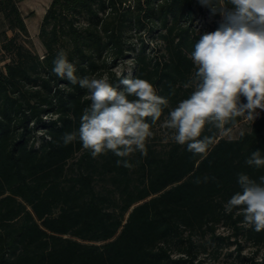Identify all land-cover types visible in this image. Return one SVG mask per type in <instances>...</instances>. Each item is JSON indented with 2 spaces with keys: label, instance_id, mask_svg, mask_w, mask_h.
<instances>
[{
  "label": "trees",
  "instance_id": "trees-1",
  "mask_svg": "<svg viewBox=\"0 0 264 264\" xmlns=\"http://www.w3.org/2000/svg\"><path fill=\"white\" fill-rule=\"evenodd\" d=\"M21 1L0 0V264H202L200 251L231 245L228 264H264V230L224 209L240 191L238 174L257 183L264 176V167L246 164L252 152L264 154V111L235 138L206 125L202 137L214 143L205 158L155 135L193 91L184 85L196 71L195 21L219 12L200 0H51L40 55L28 45ZM61 48L78 77L106 76L118 87L126 76L113 68L132 54L131 77L168 99L147 155L127 158L132 168L117 166L112 152L93 158L79 139L63 144L91 101L87 89L53 73Z\"/></svg>",
  "mask_w": 264,
  "mask_h": 264
},
{
  "label": "clouds",
  "instance_id": "clouds-1",
  "mask_svg": "<svg viewBox=\"0 0 264 264\" xmlns=\"http://www.w3.org/2000/svg\"><path fill=\"white\" fill-rule=\"evenodd\" d=\"M200 3L214 13L218 11L225 22L195 43L190 59L196 71L184 85L193 91L169 112L161 126L172 130L175 143L205 158L214 143L213 137H202L206 125L227 135L232 129L226 125L234 124L237 117L254 122L259 115L257 109L264 111V0H227L231 9L221 0ZM53 65L56 76L87 89L91 101L78 130L61 137L65 146L79 139L93 158L112 152L120 158L117 166L129 169L133 167L127 159L130 155H147L146 141L153 135L152 126L169 104L151 82L126 76L120 80L122 87H118L106 76L78 77L76 66L63 48L58 50ZM241 97L247 103H241ZM246 164L264 167V154L260 150L252 152ZM208 180L203 178L204 182ZM237 182L240 191L226 202L225 212L238 209L246 224L258 232L264 230V176L257 183L240 173ZM195 183H201V179Z\"/></svg>",
  "mask_w": 264,
  "mask_h": 264
},
{
  "label": "rangeland",
  "instance_id": "rangeland-1",
  "mask_svg": "<svg viewBox=\"0 0 264 264\" xmlns=\"http://www.w3.org/2000/svg\"><path fill=\"white\" fill-rule=\"evenodd\" d=\"M50 2L51 0H24L21 1V3L19 4L21 12L23 16H25V22L29 34L31 36L28 45L32 48L33 51L37 52L40 55H42L45 50L38 37V31H39L41 19L43 17L42 10L46 6H48ZM0 22H1V17H0ZM223 22L225 21L221 15L218 18H215L212 12L210 10H207L205 15L200 16L195 21V26H196L195 28L203 35L206 32H210V27H213L215 30H217L220 27L221 23ZM8 34L11 35V32L8 31ZM131 55L132 54L124 58L117 66L113 68V70L116 71L118 75L125 74V76H132L133 59ZM166 119L161 121L155 127L156 140L161 141V143H164L166 140L172 137V130L163 128L161 126ZM250 123L251 121L246 120L243 117V119L239 123H237L231 128L232 131L229 134L225 135L221 131V135H223L226 138H235L239 135L241 131L248 129ZM218 231L222 233H227V230L224 226H220L218 228ZM234 249H235L234 245H231L229 247L223 246L220 247L218 251L219 253L215 254V252L212 251V248L209 247L207 248L206 251L203 250L200 251L198 257L202 261V264H228L234 262L235 260ZM253 249L254 248L248 246L245 252H250ZM231 252L233 253L230 254ZM258 253H260L259 255H264L262 254V251Z\"/></svg>",
  "mask_w": 264,
  "mask_h": 264
},
{
  "label": "crops",
  "instance_id": "crops-1",
  "mask_svg": "<svg viewBox=\"0 0 264 264\" xmlns=\"http://www.w3.org/2000/svg\"><path fill=\"white\" fill-rule=\"evenodd\" d=\"M24 1V0H23ZM21 3V2H20ZM46 8H47V6L42 10L43 11V14H44V12H45V10H46Z\"/></svg>",
  "mask_w": 264,
  "mask_h": 264
}]
</instances>
